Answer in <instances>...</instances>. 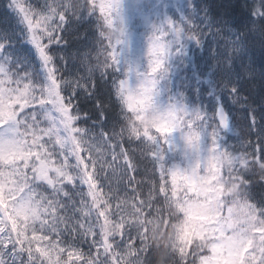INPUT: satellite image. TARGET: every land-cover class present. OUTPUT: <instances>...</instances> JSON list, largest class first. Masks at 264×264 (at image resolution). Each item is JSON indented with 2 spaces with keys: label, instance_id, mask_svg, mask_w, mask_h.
Listing matches in <instances>:
<instances>
[{
  "label": "snow or ice",
  "instance_id": "snow-or-ice-1",
  "mask_svg": "<svg viewBox=\"0 0 264 264\" xmlns=\"http://www.w3.org/2000/svg\"><path fill=\"white\" fill-rule=\"evenodd\" d=\"M151 219L264 264V0H0V264H157Z\"/></svg>",
  "mask_w": 264,
  "mask_h": 264
},
{
  "label": "trees",
  "instance_id": "trees-1",
  "mask_svg": "<svg viewBox=\"0 0 264 264\" xmlns=\"http://www.w3.org/2000/svg\"><path fill=\"white\" fill-rule=\"evenodd\" d=\"M233 186H235L234 184H232ZM168 230H172V226L170 228H168Z\"/></svg>",
  "mask_w": 264,
  "mask_h": 264
}]
</instances>
